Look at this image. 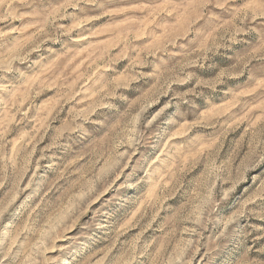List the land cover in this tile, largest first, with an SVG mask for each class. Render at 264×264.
Masks as SVG:
<instances>
[{"label":"rangeland","instance_id":"374dc122","mask_svg":"<svg viewBox=\"0 0 264 264\" xmlns=\"http://www.w3.org/2000/svg\"><path fill=\"white\" fill-rule=\"evenodd\" d=\"M0 264H264V0H0Z\"/></svg>","mask_w":264,"mask_h":264}]
</instances>
